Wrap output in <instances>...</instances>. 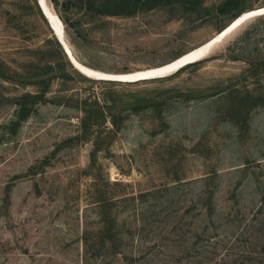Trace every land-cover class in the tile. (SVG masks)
I'll use <instances>...</instances> for the list:
<instances>
[{
	"label": "rangeland",
	"instance_id": "rangeland-1",
	"mask_svg": "<svg viewBox=\"0 0 264 264\" xmlns=\"http://www.w3.org/2000/svg\"><path fill=\"white\" fill-rule=\"evenodd\" d=\"M37 1L0 0L2 71L22 77L32 73L33 63H49L41 55L46 39L54 37L51 24L59 28L77 73L66 66L61 75L51 72L41 86L0 78V264H107L86 260L82 240L87 227L96 226L90 207L93 177L107 183L114 198L177 179L194 182L171 197L180 215L196 201L201 180L210 174L217 184L209 186L216 211L212 222L197 224L198 232L207 227L212 234L216 228L221 235L210 240L217 244L209 264L226 253L241 260L242 251H254L247 261L263 264L264 255L256 253L264 246V81L244 82L242 75L248 63L264 60L262 16L247 19L212 46L199 70L187 69L165 81L98 83L76 63L107 74L152 69L208 42L232 14L264 7V0H238L226 15L216 11L226 0H196L188 11L178 0H162L112 16L106 14L107 0H60L58 7L44 0L58 20L54 23ZM61 18L73 24L70 30ZM65 55L63 62L70 64ZM226 87L229 94L220 93ZM42 91L47 103H34V113L14 122V103L23 94ZM168 92L173 97L164 105L144 110L139 104L137 113L130 107L133 98ZM247 92L252 97L245 98ZM197 94L206 98L197 101ZM84 99L98 100L106 121L102 130L111 128L109 113L124 119L118 132L102 134L92 170L94 135L84 136L80 128Z\"/></svg>",
	"mask_w": 264,
	"mask_h": 264
},
{
	"label": "trees",
	"instance_id": "trees-1",
	"mask_svg": "<svg viewBox=\"0 0 264 264\" xmlns=\"http://www.w3.org/2000/svg\"><path fill=\"white\" fill-rule=\"evenodd\" d=\"M59 1L60 0H50L54 7L60 5ZM103 1L104 0H100V2ZM161 1L162 0H107L106 2H108L111 9H108L109 11H106V14L111 16L118 15L125 10L130 11L140 3L153 2L158 4V2ZM178 1L183 3L186 11L191 10L197 3L196 0ZM86 2L87 4H91L90 0H86ZM237 2L238 0H226L216 7V11L219 15L229 14L237 5ZM99 7L100 6H98V8ZM242 13L244 12L239 11L236 14H232L230 21L218 29L217 33L223 30ZM261 19L264 20V15ZM60 20L66 29L70 30L72 28L73 24L69 19L61 18ZM44 43L46 49L42 52L41 58L44 60L50 59V61H48L49 63L46 61L43 67L33 63L31 65L32 69H30L32 73L22 77H19L17 73L10 76L8 70L2 71L1 67L3 65L0 63V78L8 81L13 77H17L19 78L18 82L20 85L37 84L41 86L46 84V81H50L48 76L51 72L54 74L57 71L59 75H61L66 66H69L73 72L77 73L71 63L69 64L67 61L65 63L63 62L64 52L55 37L46 39ZM54 44L56 49H53V46H51ZM48 45H50V47ZM203 63L204 59L189 64L176 73L162 79L133 83H122L109 80H96V82L113 86L120 84L130 85L161 82L187 69L194 68V70L197 71ZM242 75L244 82H247L249 79L254 84L260 85L264 81V60L248 63V68L243 71ZM225 90H228V88L226 87L220 93H227L228 95L229 93ZM45 93L46 91H42L41 94L37 95L29 93L23 94L20 100L14 103L16 106L13 114L14 122H23L34 113V103H47L48 100L44 97ZM202 95L204 96L205 94ZM203 96L197 94L195 98L197 101H203L206 98ZM171 97L173 96H170L169 92L168 95L162 96L151 95L146 98L137 97L138 99L133 98L135 101L131 103L130 107L137 113L136 106L139 108V104L144 105V110H148L158 104L164 105ZM248 97H252V95L247 92L245 98ZM103 101L105 102L104 99ZM79 104L83 105L82 110H85V117H83L80 122L81 131L84 136L94 135L93 144L95 148L91 153L92 161L90 165V169L92 170L96 165L95 154L101 148L102 142L100 141L103 139L101 138L102 134L106 131L108 134L118 132L124 119L109 113L111 128L102 130L101 127L105 125L106 121L105 118L103 119L102 108H100L98 100L94 99L89 101V99H84L80 101ZM106 108L108 109V107ZM93 114H100V119L92 118ZM13 120L10 121L9 124L13 123ZM247 164H249V162H246L243 168H245ZM210 173L215 174V177H217L214 170ZM214 179L215 178H212L210 174L201 180L203 185L196 201L190 202L183 213L179 215V210L172 208L175 200L171 199V197L185 186L193 185L194 182L189 181L182 183L177 179L172 185H164L160 188L140 192L138 195H122L114 198L107 190L109 185L103 183L100 178L93 177V182L90 184L93 190V197H91L93 201L90 202V207L94 211L96 226L92 229H88L86 226L87 229L83 233L82 240L85 248L86 260L99 259L104 262L107 260V264H112L113 260L117 264H209L213 261L216 250L215 245L217 244H211L210 240L216 237L217 240H220L221 235L216 232V228H214L212 231L214 233L212 234L209 233L207 227L201 232H198L197 224L202 220L212 222L214 218L216 210L212 201L213 192H211L209 187L210 185L217 186V184L214 183ZM241 182L242 180L240 183ZM120 184L121 183L115 182L114 185L119 186ZM235 196V191H233L232 198H235ZM235 204H237V201H235ZM194 211H196V214H193ZM124 213H126L125 217H120ZM120 219L123 220L120 221ZM225 237H227V234H222L221 238ZM151 240H153V242L149 243ZM201 242H205L203 247L200 246ZM242 254L245 257L240 260L231 259L230 254L226 253L219 258L217 264H256L254 260L247 261L249 257H253V254H255L254 251H251V253L249 251H242ZM256 254L264 255V246L260 252ZM109 258L112 260L110 261Z\"/></svg>",
	"mask_w": 264,
	"mask_h": 264
},
{
	"label": "water",
	"instance_id": "water-1",
	"mask_svg": "<svg viewBox=\"0 0 264 264\" xmlns=\"http://www.w3.org/2000/svg\"><path fill=\"white\" fill-rule=\"evenodd\" d=\"M37 4H38V7L40 8L42 14L44 15V17L46 18L45 16V13L42 9V6L40 4L39 1H37ZM264 15V11L263 10H259L258 12L254 13V14H248L246 16H243L241 18H236L234 19L229 25H227L223 30H221L219 33H217V36H215L213 39H211L209 41V47H208V50L215 45V43H218V38H221V40L227 35L229 34L230 32H232L235 28L239 27L243 22H245L248 18H252V17H256V16H263ZM50 25V28H51V31L55 37V39L57 40V42L60 44V46L62 47L63 51L66 53V55L68 56L69 58V61L71 63V65L73 66V68L75 69V65H74V62L73 60L71 59V56L69 54V51L65 48V45L62 43V34L60 36H58V32L54 29V27H52L51 24ZM220 40V41H221ZM219 41V42H220ZM206 50L205 52H200V53H197V55L191 57V58H188V59H185L183 61H181L180 63H178L176 66L174 67H171V69H166V70H163V71H159V72H156L158 68H154V69H151V70H146L144 72H141V73H147L149 71H154V73H147V74H143L141 76H138L135 80L133 81H122V80H109V81H115V82H122V83H133V82H139V81H148V80H155V79H162V78H165V77H168L174 73H176L178 70L182 69L183 67L189 65V64H192V63H195V62H198V61H201L203 60L204 58V55L206 54V52L208 51ZM181 58V57H180ZM166 66H168L167 64L159 67V70L160 68H165ZM156 70V71H155Z\"/></svg>",
	"mask_w": 264,
	"mask_h": 264
},
{
	"label": "bare ground",
	"instance_id": "bare-ground-1",
	"mask_svg": "<svg viewBox=\"0 0 264 264\" xmlns=\"http://www.w3.org/2000/svg\"><path fill=\"white\" fill-rule=\"evenodd\" d=\"M39 2H41V6H42V9H43V11H44V13H45V15L48 17V18H50L51 20L53 19V13H52V11H51V9H49L48 8V6H47V4L45 3V1L44 0H40ZM259 10H263L264 11V7H261V8H259V9H255V10H252V11H247L246 13H244V14H242V15H240L238 18H241V17H243V16H246V15H248V14H254V13H256V12H258ZM54 18H56V17H54ZM249 19V18H248ZM54 21L55 20H57V19H53ZM53 20H52V22H53ZM58 21V20H57ZM54 23V22H53ZM56 25V24H55ZM59 25V24H58ZM58 25H56V26H58ZM57 32H58V35H59V32H60V30H59V28L58 27H56V29H55ZM234 31V30H233ZM215 36H217V34H215L214 35V37ZM213 37V38H214ZM212 38V39H213ZM211 40V39H210ZM209 40V41H210ZM221 40V38H218V42ZM209 41L208 42H205L203 45H201V46H199V47H197V48H195V49H192V50H189L188 52H186V53H184V54H182L181 56H179V57H177V58H175V59H173V60H171V61H169V62H167V63H164V64H162V65H160V66H157V67H154V68H158L157 69V71L156 72H159V71H163V70H166V69H171V67H174V66H176L178 63H180L181 61H183V60H185V59H188V58H191V57H193V56H195V55H197V53H200V52H205L206 50H208V47H209ZM64 44V43H63ZM65 48L69 51V49H68V46L66 45V42H65ZM215 45H216V43H215ZM69 54H70V51H69ZM70 56H71V54H70ZM181 57V58H180ZM72 58V57H71ZM74 62V61H73ZM77 64V66H78V68L80 69V71L85 75V76H87L88 78H92V79H105V78H111V79H109V80H124V81H133V80H135L138 76H141V75H143V74H147V73H154V71H149V72H147V73H141V72H144V71H146V70H151V68L150 69H145V70H142V71H135V72H130V73H124V74H107V73H104V72H100V71H96V70H94V69H91V68H88V67H86V66H83V65H80V64H78V63H76ZM165 64H167L168 66H166L165 68H160V70H159V67H161V66H163V65H165ZM154 68H152V69H154Z\"/></svg>",
	"mask_w": 264,
	"mask_h": 264
}]
</instances>
